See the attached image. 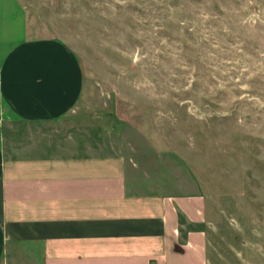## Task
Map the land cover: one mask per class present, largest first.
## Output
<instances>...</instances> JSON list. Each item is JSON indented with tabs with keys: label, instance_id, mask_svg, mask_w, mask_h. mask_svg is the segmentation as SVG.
Listing matches in <instances>:
<instances>
[{
	"label": "rangeland",
	"instance_id": "1",
	"mask_svg": "<svg viewBox=\"0 0 264 264\" xmlns=\"http://www.w3.org/2000/svg\"><path fill=\"white\" fill-rule=\"evenodd\" d=\"M15 2L82 69L77 108L44 129L55 150L130 142L140 180L173 170L206 197L208 264H264V0Z\"/></svg>",
	"mask_w": 264,
	"mask_h": 264
},
{
	"label": "crops",
	"instance_id": "2",
	"mask_svg": "<svg viewBox=\"0 0 264 264\" xmlns=\"http://www.w3.org/2000/svg\"><path fill=\"white\" fill-rule=\"evenodd\" d=\"M17 9L0 0V264H208L206 197L179 172L140 180L130 142L55 150L44 129L77 108L82 69Z\"/></svg>",
	"mask_w": 264,
	"mask_h": 264
}]
</instances>
